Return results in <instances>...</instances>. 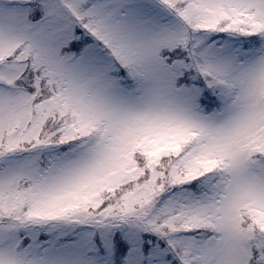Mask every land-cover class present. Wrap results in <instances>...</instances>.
<instances>
[{
  "label": "snow or ice",
  "instance_id": "1",
  "mask_svg": "<svg viewBox=\"0 0 264 264\" xmlns=\"http://www.w3.org/2000/svg\"><path fill=\"white\" fill-rule=\"evenodd\" d=\"M0 264H264V0H0Z\"/></svg>",
  "mask_w": 264,
  "mask_h": 264
}]
</instances>
